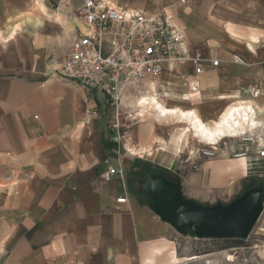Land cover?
<instances>
[{
    "label": "crops",
    "instance_id": "1",
    "mask_svg": "<svg viewBox=\"0 0 264 264\" xmlns=\"http://www.w3.org/2000/svg\"><path fill=\"white\" fill-rule=\"evenodd\" d=\"M110 1L154 13L174 0ZM48 2L55 0H0V264H170L190 255L199 264H234L229 256L242 246L181 255L177 231L152 211L141 184L146 173L161 171L179 179L186 197L214 204L232 179L264 181V157H230L242 150L231 137L214 157L201 156L205 139L178 116L138 108L130 96L117 110L103 93L40 65L56 43L65 55L76 24L56 18L60 11L51 15ZM72 2L67 10L81 4ZM30 9L34 16L24 19ZM175 23L188 49L205 59L203 71L191 63L165 70L145 95L192 110L207 125L243 103L264 124V0H186ZM250 88L257 94L244 92ZM194 160L200 168L190 172ZM109 165L122 175L105 181L100 174ZM119 196L126 203L117 211ZM256 248V263L264 264V243Z\"/></svg>",
    "mask_w": 264,
    "mask_h": 264
},
{
    "label": "built area",
    "instance_id": "2",
    "mask_svg": "<svg viewBox=\"0 0 264 264\" xmlns=\"http://www.w3.org/2000/svg\"><path fill=\"white\" fill-rule=\"evenodd\" d=\"M185 4L186 0H174L157 12L145 13L110 0H81L80 6L74 8L78 15L72 18L76 24L66 53L59 67L53 70L87 89L103 93L117 110L125 105L128 96L135 99L139 108L138 97L154 93L153 86L165 70L176 72L191 63L196 74L203 71L205 59L188 49L184 34L175 23ZM207 61L213 66L219 63L218 58ZM196 87L197 84L192 83V88ZM244 92L257 94L253 88ZM248 113L252 115V111ZM138 114L129 112L132 117ZM227 137L237 138L241 146V151L233 152L234 158H245L250 151L259 158L264 157V124L257 123L236 133L219 134L214 142L206 141V148H199V155L214 157L220 146L226 145L223 139ZM184 162L178 159L179 165ZM190 164L194 171L199 170L196 160ZM116 175L121 176L122 170L109 165L100 177L109 181ZM125 203V196L116 197L114 209L121 210ZM262 205L258 219L261 222L255 232L259 235H264V194ZM170 264H199V255L183 257ZM204 264L209 262L205 260Z\"/></svg>",
    "mask_w": 264,
    "mask_h": 264
},
{
    "label": "water",
    "instance_id": "3",
    "mask_svg": "<svg viewBox=\"0 0 264 264\" xmlns=\"http://www.w3.org/2000/svg\"><path fill=\"white\" fill-rule=\"evenodd\" d=\"M141 189L149 197V207L162 221L180 235L189 231L197 239H245L263 210L262 186L251 187L228 203L202 204L186 197L180 182L162 173L148 172Z\"/></svg>",
    "mask_w": 264,
    "mask_h": 264
},
{
    "label": "rangeland",
    "instance_id": "4",
    "mask_svg": "<svg viewBox=\"0 0 264 264\" xmlns=\"http://www.w3.org/2000/svg\"><path fill=\"white\" fill-rule=\"evenodd\" d=\"M80 1L81 0H73L72 3L74 5V7L78 6ZM48 8H49L48 12H50L51 15L53 14V11H55V10L60 11V15H58L59 17H57V15H55V16H56V18H59V19L61 17H64V19L61 20L63 22L69 21V23H70L72 21V18L75 15H78V13L76 11H74V9H72L71 11L67 10L66 0H55L54 3L48 2ZM31 15H33V12L30 9V10H28L27 13H25L23 15V18L25 19V17H26L28 20H30ZM66 18L69 20H67ZM67 24H68V22H67ZM63 53L64 52H62V50L60 51L59 44L56 43L54 48L51 49L47 53V55L44 56V61L42 60V63L40 65H44V67H59V64L63 60V56H64ZM40 60H41V58H40ZM137 120H130V121H137ZM191 149H192V152L194 154L195 153L197 154V149H195L193 147ZM184 153L187 154L188 152L186 151ZM230 157H233V155L231 154ZM188 170L190 172H196L190 166H189ZM234 180L232 179V181H231L232 184L230 182L231 188L229 189V191L223 192L219 196H217V199H220L221 202L228 203L232 199H234L235 197L240 195L243 192V190L245 189V187L250 185V183H259V180H256V179L251 178V177H247L245 179H239V180L233 182ZM200 186L203 187L204 185H200ZM259 221L261 222V219L256 222V224L254 225L249 236L242 241L240 246H242V248H244V249H242L241 251L239 250L240 251L239 254H235V256H237V257H235V259H234V262H233L234 264H241V263L258 264L256 262L262 256H259V254H257V252H254V250L258 249V248H256L257 244L264 243V235L255 234V232L258 231V227L260 224ZM175 242L177 244L176 246H177L178 252L183 256L189 255L192 252H197V251L202 252L203 250L207 251L211 247H213L212 249H214V250H218L219 249L218 247L221 246L222 244H224L223 242H218L215 244H213V243L207 244L208 242H206V241H199V240H195V239L184 240L177 233L175 234ZM240 246H237V247H240Z\"/></svg>",
    "mask_w": 264,
    "mask_h": 264
},
{
    "label": "bare ground",
    "instance_id": "5",
    "mask_svg": "<svg viewBox=\"0 0 264 264\" xmlns=\"http://www.w3.org/2000/svg\"><path fill=\"white\" fill-rule=\"evenodd\" d=\"M154 91L156 86H153ZM141 96L138 101L140 108H150L158 113H171V116L176 115L179 119H182L184 123H188L186 126L189 127L191 133L196 135L195 138H203L207 143L214 142L218 134L223 135L228 131L229 133H236L239 129L243 130L250 124H256L255 120L250 117L248 110L250 107L243 103L230 104L221 113L219 119L214 121L211 125L205 124L199 116L192 110H182L178 108H165L158 103L155 96L151 95ZM151 101V102H148ZM249 108V109H248ZM250 111V110H249ZM201 141V140H200ZM240 159H244L241 157ZM228 258H226L227 260ZM233 261L234 257L231 255L228 260Z\"/></svg>",
    "mask_w": 264,
    "mask_h": 264
},
{
    "label": "trees",
    "instance_id": "6",
    "mask_svg": "<svg viewBox=\"0 0 264 264\" xmlns=\"http://www.w3.org/2000/svg\"><path fill=\"white\" fill-rule=\"evenodd\" d=\"M160 173H161V171H160ZM251 178H253V177H251ZM173 180L176 181V182H179V179H177V178L176 179H173ZM254 186H262L264 188V181H259V183H250V185H248V186L245 187V189L243 190V192L245 190L251 188V187H254ZM188 234H191V233L188 231ZM201 240L203 241L204 239H201ZM208 240L210 242H212L213 244L218 243V242H223L224 244H222L221 246L218 247L219 248L218 250H220V249H223V248H230V247L240 246L241 243H242V241L244 239H242V238H235V237H231V238L226 237V238H208ZM212 248L213 247H211L209 250L210 251L211 250H214Z\"/></svg>",
    "mask_w": 264,
    "mask_h": 264
}]
</instances>
